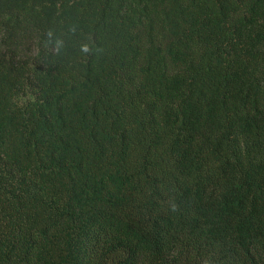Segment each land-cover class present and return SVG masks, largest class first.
I'll return each instance as SVG.
<instances>
[{
    "label": "trees",
    "instance_id": "obj_1",
    "mask_svg": "<svg viewBox=\"0 0 264 264\" xmlns=\"http://www.w3.org/2000/svg\"><path fill=\"white\" fill-rule=\"evenodd\" d=\"M0 264H264V0H0Z\"/></svg>",
    "mask_w": 264,
    "mask_h": 264
},
{
    "label": "clouds",
    "instance_id": "obj_2",
    "mask_svg": "<svg viewBox=\"0 0 264 264\" xmlns=\"http://www.w3.org/2000/svg\"><path fill=\"white\" fill-rule=\"evenodd\" d=\"M83 50L87 51L88 49H87V47H85ZM175 208H176V206H173V210H175Z\"/></svg>",
    "mask_w": 264,
    "mask_h": 264
}]
</instances>
